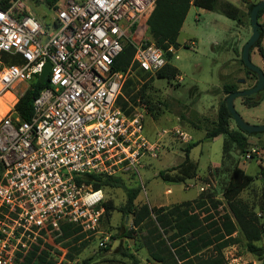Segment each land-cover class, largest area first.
<instances>
[{
  "label": "built area",
  "instance_id": "1",
  "mask_svg": "<svg viewBox=\"0 0 264 264\" xmlns=\"http://www.w3.org/2000/svg\"><path fill=\"white\" fill-rule=\"evenodd\" d=\"M28 4L0 0V98L14 96L0 120V264H16L20 254L46 243L63 251L56 264H71L57 243L62 226L92 236L104 214L102 190L77 179L158 157L159 143L142 134L144 115H127L117 105L127 77L114 71L115 60L128 44L136 49L133 64L152 76L169 60L144 38L155 0H59L49 24L31 15ZM168 51L178 58L173 47ZM48 63V87L24 121L15 106ZM167 134L193 140L177 127L160 137Z\"/></svg>",
  "mask_w": 264,
  "mask_h": 264
},
{
  "label": "rangeland",
  "instance_id": "2",
  "mask_svg": "<svg viewBox=\"0 0 264 264\" xmlns=\"http://www.w3.org/2000/svg\"><path fill=\"white\" fill-rule=\"evenodd\" d=\"M43 1L27 0L28 10L42 23L49 24L54 18V11ZM260 1L218 0L212 11L192 5L178 37V58L174 56L171 61L179 75L173 80H165L136 72L130 74L133 78L130 96L127 97L130 107L132 112L144 115L142 134L151 144L159 143L158 157H144L136 169H117L107 176L119 177L128 188L141 187L137 204H147L150 208L168 207L210 193L222 203L219 211L224 212L227 209L224 192L233 168L239 164L246 174L254 177V181L240 197L253 206L260 224H264V132L248 136L250 145L247 153H241L236 145H232L230 159L223 154L224 142L227 140L224 135L212 140L206 138L207 131L217 121L221 104L227 98L223 86L236 84L240 91L253 88L257 82L255 76L247 73L242 56L252 36L249 6ZM226 3L237 4L240 8L243 13L240 23L221 13L220 8ZM263 22L264 15L259 19V23ZM261 45L264 50V38ZM251 61L264 70V57L258 48L253 49ZM258 98L260 95L255 96V99ZM234 104L245 122L255 126L264 125V100L254 108H247L242 98L236 99ZM175 127L191 136V143L196 144L190 152V158L198 164L197 176L185 183H168L159 177L161 171L179 166L185 159L186 148L191 145L173 134L160 137L163 130L171 131ZM230 127L239 130L234 120L230 121ZM248 154H251V159H246ZM202 187L205 191H201ZM167 189L169 192L166 193ZM101 190L104 195L102 204L111 203L114 210L110 217L102 216L96 234L87 236L82 232L85 237L77 243L72 241L70 246L66 245L68 242H62L66 246L63 249L68 251L70 247L86 243L80 254L72 252L74 258L66 260L71 264H79L86 259L96 264H129V259L117 254L122 248L135 254L140 264H152L143 245V237L146 235L144 227L136 228L130 238H118L120 230L133 227L132 217H125L121 212L127 200L125 189L109 187ZM211 212L214 213V210L211 209ZM235 235H239V243L224 250L228 263L264 264V254L258 256L250 253L243 235ZM117 240L119 245L115 251L107 252L105 248ZM257 244L264 248V235Z\"/></svg>",
  "mask_w": 264,
  "mask_h": 264
},
{
  "label": "trees",
  "instance_id": "3",
  "mask_svg": "<svg viewBox=\"0 0 264 264\" xmlns=\"http://www.w3.org/2000/svg\"><path fill=\"white\" fill-rule=\"evenodd\" d=\"M58 1L45 0L46 4L52 8ZM217 3L218 0H155V7L146 21V36L150 40L149 43H154L162 49L169 60L167 65L155 75L156 78L173 80L179 75L178 69L171 62L174 55L168 50L170 47L175 50L179 49L178 37L191 6L194 5L212 11L215 10ZM255 5L251 4L249 6V15ZM220 11L226 17L237 20L238 23L242 20V11L232 3L224 4ZM263 15L264 9L259 11L258 18H262ZM259 24L260 38L255 48H258L260 55L264 57V50L261 45L264 38V22ZM135 51L134 45H126L113 66L114 71L121 72L127 77L122 89L123 93L117 101V105L127 115L133 111L127 98L130 96L129 90L133 81L130 74L136 72L139 75L150 76L148 72L133 64ZM242 63L244 64L243 60ZM244 67L248 74L255 76L257 79L254 72L245 65ZM46 87H48L47 83L43 84L40 80H35L19 99L14 111L22 120L28 121L30 119L33 113V102ZM223 91L228 97L239 90L236 84H227L223 86ZM256 95H260V98L255 99ZM256 95L242 98L247 108H254L264 100V90ZM226 99L220 106L218 118L213 128L207 131L206 138L212 140L219 135H224L227 140L224 142L223 154L230 159L232 145H236L241 153H247L250 145L248 136L258 135V133L248 134L240 128L239 130L231 129L230 121L233 118L227 108ZM131 100L134 101L132 98ZM195 146L196 144L191 143L185 150L184 161L172 170L161 171L159 177L168 183H185L187 180L195 178L198 164L190 158V152ZM2 175L3 168L0 164V181ZM253 181L254 177L246 174L239 164H236L224 192L227 209L220 212L219 208L222 203L214 199L210 193L200 196L199 199L174 206L150 208L147 204L139 205L136 203L141 187L128 188L124 186L119 177L101 174L98 176L89 175L85 179H77L78 184L84 183L94 190L109 187L125 189L127 200L121 208V212L125 217H132L133 227L129 230L126 228L120 230L118 238H130L136 228L144 227L146 235L143 237V245L149 253V261L152 264H229L224 250L239 243V235H235L239 233L246 240L247 250L254 255L262 256L264 248L258 246L257 242L264 235V224H260L253 206H250L240 197V194ZM102 205L104 208L103 215L110 217L112 210H114L112 204L103 203ZM211 209L214 210V213L211 212ZM215 214L217 215L215 216ZM62 231V236L57 239V243L61 245L62 249L63 247L66 248L62 242H68L66 245L70 246L72 241L77 243L85 237L82 229L73 224H64ZM85 246L86 243H81L78 246L70 247V251L67 249L65 257L73 259L74 254L72 252L78 255ZM111 247L109 245L105 250L109 252ZM62 253L61 249L49 243L36 245L28 253L20 254L16 264H56ZM117 254L129 259V264H140L139 258L128 249L121 248ZM79 264L96 263L86 259Z\"/></svg>",
  "mask_w": 264,
  "mask_h": 264
},
{
  "label": "water",
  "instance_id": "4",
  "mask_svg": "<svg viewBox=\"0 0 264 264\" xmlns=\"http://www.w3.org/2000/svg\"><path fill=\"white\" fill-rule=\"evenodd\" d=\"M262 9H264V0H261L259 3H257L251 11L250 19L252 26V36L245 45L242 56L244 65L256 74L257 83L253 88L234 92L233 94L229 95L226 99V105L230 114L232 115L233 120L243 132H246L248 134H257L264 132V125L255 126L245 122L242 116L235 109L234 103L235 100L238 98L252 96L264 90V71L259 67L255 66L251 61V50L255 48L256 43L260 38V34H259L260 24H259L258 14L259 11ZM50 70H51V64L48 63L45 66L44 71L40 76V82H42L43 84H46L48 82V76ZM241 82L244 83V80H242ZM118 245H119V241L117 240L112 245L111 251H115Z\"/></svg>",
  "mask_w": 264,
  "mask_h": 264
},
{
  "label": "bare ground",
  "instance_id": "5",
  "mask_svg": "<svg viewBox=\"0 0 264 264\" xmlns=\"http://www.w3.org/2000/svg\"><path fill=\"white\" fill-rule=\"evenodd\" d=\"M14 99V96L10 93H6L2 98H0V120L9 110L8 104Z\"/></svg>",
  "mask_w": 264,
  "mask_h": 264
},
{
  "label": "crops",
  "instance_id": "6",
  "mask_svg": "<svg viewBox=\"0 0 264 264\" xmlns=\"http://www.w3.org/2000/svg\"><path fill=\"white\" fill-rule=\"evenodd\" d=\"M232 4L235 5L236 7H238L237 4H234V3H232ZM238 8H239V7H238ZM239 9H240V8H239ZM169 190H171V189H169ZM171 191H172V190H171ZM167 192H169L168 189L166 190V193H167Z\"/></svg>",
  "mask_w": 264,
  "mask_h": 264
},
{
  "label": "flooded vegetation",
  "instance_id": "7",
  "mask_svg": "<svg viewBox=\"0 0 264 264\" xmlns=\"http://www.w3.org/2000/svg\"><path fill=\"white\" fill-rule=\"evenodd\" d=\"M263 71H264V70H263ZM256 83H257V82H256ZM255 85H256V84H255ZM255 85H254V86H255ZM254 86H253V87H254Z\"/></svg>",
  "mask_w": 264,
  "mask_h": 264
}]
</instances>
